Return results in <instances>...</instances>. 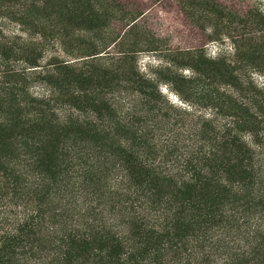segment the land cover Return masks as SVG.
Returning <instances> with one entry per match:
<instances>
[{
  "label": "trees",
  "instance_id": "trees-1",
  "mask_svg": "<svg viewBox=\"0 0 264 264\" xmlns=\"http://www.w3.org/2000/svg\"><path fill=\"white\" fill-rule=\"evenodd\" d=\"M179 4L231 46L163 49L116 0H0V264H264V14Z\"/></svg>",
  "mask_w": 264,
  "mask_h": 264
},
{
  "label": "rangeland",
  "instance_id": "rangeland-1",
  "mask_svg": "<svg viewBox=\"0 0 264 264\" xmlns=\"http://www.w3.org/2000/svg\"><path fill=\"white\" fill-rule=\"evenodd\" d=\"M132 12L142 13L140 22L144 24L151 33L158 37L163 49L195 48L204 47L207 53L214 56L220 47H230V39L226 31H222L220 37L223 40L212 38L211 31L207 28L198 27L191 22L188 15L180 8L179 0H116ZM229 9L238 13H245L250 9L259 7L264 14V0H218ZM8 22V21H7ZM6 22V28H12L13 24ZM120 29L121 22H115ZM162 53L142 52L138 56V66L141 71H157L161 76L168 75L165 69ZM159 90L167 99L179 103L178 93L171 84L161 81Z\"/></svg>",
  "mask_w": 264,
  "mask_h": 264
}]
</instances>
